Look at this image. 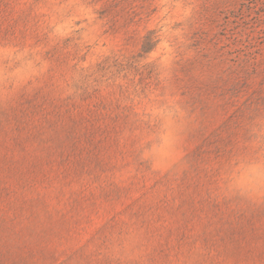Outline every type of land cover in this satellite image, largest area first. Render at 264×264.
<instances>
[{
  "label": "rangeland",
  "instance_id": "374dc122",
  "mask_svg": "<svg viewBox=\"0 0 264 264\" xmlns=\"http://www.w3.org/2000/svg\"><path fill=\"white\" fill-rule=\"evenodd\" d=\"M0 264H264V0H0Z\"/></svg>",
  "mask_w": 264,
  "mask_h": 264
}]
</instances>
